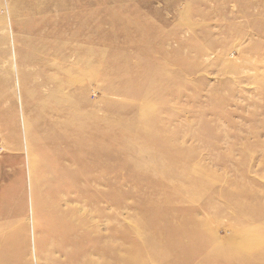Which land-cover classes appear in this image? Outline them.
I'll return each mask as SVG.
<instances>
[{"label": "rangeland", "instance_id": "obj_1", "mask_svg": "<svg viewBox=\"0 0 264 264\" xmlns=\"http://www.w3.org/2000/svg\"><path fill=\"white\" fill-rule=\"evenodd\" d=\"M0 264H264V0H0Z\"/></svg>", "mask_w": 264, "mask_h": 264}]
</instances>
